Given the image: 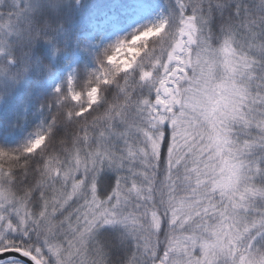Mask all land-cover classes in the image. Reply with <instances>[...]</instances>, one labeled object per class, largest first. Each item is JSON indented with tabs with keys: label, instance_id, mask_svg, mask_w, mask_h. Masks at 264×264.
<instances>
[{
	"label": "snow or ice",
	"instance_id": "6c2138e0",
	"mask_svg": "<svg viewBox=\"0 0 264 264\" xmlns=\"http://www.w3.org/2000/svg\"><path fill=\"white\" fill-rule=\"evenodd\" d=\"M67 2L0 0V83ZM165 8L0 148V264H264V0Z\"/></svg>",
	"mask_w": 264,
	"mask_h": 264
},
{
	"label": "rangeland",
	"instance_id": "374dc122",
	"mask_svg": "<svg viewBox=\"0 0 264 264\" xmlns=\"http://www.w3.org/2000/svg\"><path fill=\"white\" fill-rule=\"evenodd\" d=\"M166 2L167 0H79L76 4L86 21L83 20L87 22V30L71 42H65V45L56 51L54 54L56 68L43 75L36 86L56 94L54 89L63 86L69 77L75 82L76 64L79 61L92 63L97 58V54L104 53L110 45L124 38L130 39L138 29L154 23L166 10ZM137 43L139 45L140 42ZM128 51L125 49V52ZM133 58L131 54L122 55L118 58V62H123L124 59L130 61ZM141 58L143 51L135 57L137 61ZM28 72L18 81L0 83V112L13 110L12 100L22 88ZM15 108L18 109L14 111L19 122L14 125L7 137L19 139L22 147L36 131L45 129V126L41 109L31 110L30 103L26 101ZM31 123L34 124L32 125L34 129L30 131Z\"/></svg>",
	"mask_w": 264,
	"mask_h": 264
},
{
	"label": "trees",
	"instance_id": "16d2710c",
	"mask_svg": "<svg viewBox=\"0 0 264 264\" xmlns=\"http://www.w3.org/2000/svg\"><path fill=\"white\" fill-rule=\"evenodd\" d=\"M83 14L80 7L77 6L76 0H68L64 6V11L57 18L55 27L58 29L51 43L40 42L33 50L32 64L29 67L27 79L25 80L19 93L12 100L13 110L0 112V148L12 150L21 147L19 139H11L7 134L19 121L14 111L15 107H20L23 102L30 103V109H41L43 125L47 126L50 121V113L47 105L50 104L56 94H51L45 89H40L36 83L41 80L43 75L50 73L57 66L54 54L65 45V42H71L81 36L87 30L83 20ZM70 38V39H69ZM149 40V44H151ZM103 55V52L97 54V58L92 63L81 60L76 64L75 83L79 84L87 80L89 73L96 71L98 68L97 60ZM33 123L30 124V131L34 128Z\"/></svg>",
	"mask_w": 264,
	"mask_h": 264
},
{
	"label": "clouds",
	"instance_id": "9594fccd",
	"mask_svg": "<svg viewBox=\"0 0 264 264\" xmlns=\"http://www.w3.org/2000/svg\"><path fill=\"white\" fill-rule=\"evenodd\" d=\"M125 49H128V52H125ZM123 49L122 51H119L117 53H114V55L116 56V58H120L122 55L123 56H127L129 54H131L132 56L137 55V51H136V46L134 44H130L127 48Z\"/></svg>",
	"mask_w": 264,
	"mask_h": 264
}]
</instances>
